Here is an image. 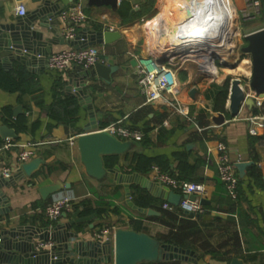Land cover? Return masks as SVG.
Segmentation results:
<instances>
[{"label":"crops","instance_id":"1","mask_svg":"<svg viewBox=\"0 0 264 264\" xmlns=\"http://www.w3.org/2000/svg\"><path fill=\"white\" fill-rule=\"evenodd\" d=\"M73 1L68 0V4ZM78 1L81 3L87 21L78 26L77 32L82 29L105 30L106 27L112 26L114 31H118L121 35L119 40L110 44L94 45L98 47L100 60L104 65L118 67V70L111 75L110 82L106 83L96 76L84 80L83 92L92 97L96 123L94 130L103 129L111 123L128 128L133 126L151 127L149 138L154 146L141 148L139 145L141 140L128 141L133 144L131 150L124 154L114 155L117 157V162L111 168L104 166L106 170H111L107 171L105 179L98 181L89 177L80 162L75 139L77 135L84 133V128L90 124L87 110L81 107L76 99L78 111L74 125L56 122L49 116V107L54 98L55 81L61 79L64 83L63 95L71 96L66 93L65 86L68 77L75 74L74 70L77 67H70L65 72L58 73L50 71L45 63H35L32 71H28L24 65L17 62L11 63L7 69L0 66V69L4 71L19 68L32 77L39 88L33 94L23 96L0 89V126L9 127L6 124L7 118L2 112L5 107L10 108L12 118L19 115L25 117V131L16 133L9 127L14 131L16 138L3 140L0 137V144L5 140H10L15 145L6 155L5 162L9 166H13L15 153L22 150L34 154L32 159L42 160L31 177L11 179L3 183L1 190L7 198L10 212L7 217L0 216V230L19 226H31L44 230L61 224L68 226L64 229L67 233L76 234L80 240L98 241L101 244L110 241L112 247L113 236L109 240L99 241L95 239L94 234L103 228L116 227V229L124 228L144 233L157 240L158 235L169 231V228L159 221L160 209H163L162 205L166 200L158 197L157 192L163 186L152 181V170L145 174L131 171L132 156L137 152L148 157H165L169 160L170 169L174 173L178 161L174 160L173 154L185 152L187 163L191 166L197 165L188 183L202 185L204 193L201 199L209 202L208 205H205L206 210L201 214L202 217L198 222L200 234L195 245L198 246L199 242L206 241L212 247L223 240L222 246L225 248L230 247L231 251L234 248V250H239L240 254L231 256V258H237L244 264H258L264 259V191L254 187L248 188L247 183H241L243 192L239 203L231 201L217 175L216 144L221 142L225 145L234 164L254 161L264 176V143L257 142L253 146L249 144L250 137L260 136L263 132L262 106L256 105V99L253 104L243 105L239 114L234 117L226 108V100L225 121L221 125H215L211 121V117L215 113L213 99L217 90L216 85L220 84L216 81L220 74L214 67L210 71L209 69L201 71L197 63H188L176 71L178 93L175 98L184 111L188 112L187 115L176 112L172 107L147 103L145 96L137 86V63L131 65V62L136 61V57L148 56L151 53V47L153 52L162 53L155 50L154 46L163 47L156 43L153 44L150 39L152 35L156 39H165L166 33L163 34L160 28L169 29L170 26L168 27L167 24L169 22L172 24L176 20L177 16L174 19V14L179 8L176 6L179 0H153L152 7L148 10L144 6L150 0H118L116 10H112L108 6H90L89 0ZM41 2L42 0H0V23L16 21L19 16L16 15L15 8L18 4L22 3L25 6L27 14L35 10ZM51 2L62 4L60 0H51ZM122 2L131 8L128 16L135 15L130 21H123L118 14ZM226 4H230L231 10L234 11L235 8V12L238 13L242 8L243 0H226ZM163 11H165L164 14ZM155 14H157L154 18L155 25L152 31L147 34L151 46L149 48L145 33L148 30L149 21L153 20ZM56 20H48L50 25L43 30L44 35L50 37L49 29H52L59 31L61 36L62 25L58 19ZM37 24L38 21L34 23V27H37ZM254 27L250 32L264 28V23L255 24ZM238 46H242V41ZM66 49H70V47L58 44L52 47V52ZM233 52L232 55L235 53ZM235 57L234 54L233 63L239 59L238 56L237 59ZM214 70L217 75H212L211 72ZM76 78L80 77L76 76ZM192 91H194L193 94H191ZM246 93L249 97L253 95L251 91H246ZM260 100L262 104L264 99ZM17 107L20 110L18 115L14 116L13 110ZM34 124L37 125L34 126ZM161 129L172 131V134L166 138L163 134V141L158 143V137H162V134L159 133ZM251 130L255 131V134H252ZM248 167L245 169L242 179H246ZM38 173L39 175L34 177ZM140 176L147 179L149 183L155 184L156 188L149 191L141 187L138 184ZM57 182L61 185L68 184L69 187L65 189L63 186L60 192L48 198L47 203L62 196H68L72 202L70 209L64 211L58 220L49 222L43 215V209L37 207L39 203L44 202L40 198L38 189L41 186ZM82 203H87L94 209L104 208L105 212L100 215L95 212L89 216H81ZM149 211L152 213L149 214ZM40 242L53 243L52 240H37L35 244ZM222 249L224 248L215 250L221 252ZM199 251L197 248V252H195L200 257L198 260L166 262L173 264H229L227 260L220 261ZM249 255L251 256L250 261L247 258ZM159 262L165 261L142 262L140 264ZM97 264H112V261Z\"/></svg>","mask_w":264,"mask_h":264},{"label":"water","instance_id":"2","mask_svg":"<svg viewBox=\"0 0 264 264\" xmlns=\"http://www.w3.org/2000/svg\"><path fill=\"white\" fill-rule=\"evenodd\" d=\"M60 1L61 5L52 3L51 0H42L35 10L18 17L14 23H0V66L7 69L11 63L17 62L24 65L28 71H32L35 63L47 64L48 57L53 53L52 47L55 45H66L78 50L93 45L110 44L121 38L118 31L96 29H82L71 41H65L60 36L59 31L52 29H49L50 37L44 35L43 30L50 25L48 20L57 21L60 9L68 4V0ZM117 2L118 0H89L88 4L97 7L108 6L112 10H116ZM179 11L186 20H197L198 22L214 20V13L211 11L207 0H184ZM37 21V27H34V23ZM241 39L240 53L250 59V77L245 83L239 78H233L229 83L226 108L234 117L239 114L243 105L253 104L256 99H264V28L242 35ZM216 60H220V58L214 56L212 64H215ZM236 62L230 67H233ZM134 64L136 61L131 62V65ZM222 66H227V64ZM117 70V66H107L99 62L91 69L77 67L74 70L75 74L68 77L65 86L66 93L76 97L78 104L88 112L90 124L84 128L85 132L77 135L75 139L80 162L85 173L98 181L105 179L107 171H111L104 167V157L127 153L133 144L122 141L105 131L94 130L96 123L92 97L83 92L84 80L96 76L109 83L111 75ZM75 75L80 78H76ZM246 91H251L252 97H249ZM19 110V107L15 108L13 115L17 116ZM211 121L215 125L223 124L225 121L224 113H213ZM0 137L4 140L16 138V135L12 129L1 125ZM187 147L189 148V145ZM41 163V159H32L22 164L19 173L13 179L31 177ZM251 164L250 161L234 164L240 179L244 177L245 169ZM115 169L117 168L115 167ZM138 180L140 181L138 184L149 191L156 188L155 184L149 183L144 177L140 176ZM7 181H0V205H3L0 207V216L4 217H7L10 212L7 198L1 190L3 183ZM63 186L65 189L69 187L68 184L61 185L58 182L44 185L39 187L38 193L40 198L46 201L60 192ZM157 196L165 199L174 207H178L181 199L185 198V196H181L165 186L158 190ZM188 200L194 201L195 196H188ZM200 204L205 206L209 202L201 199ZM148 213L152 212L149 211ZM186 214L191 216L190 213ZM67 227L56 224L51 229L45 228L44 230L31 226L7 227L0 230V264H97L110 263L111 261L112 264H140L142 262L187 261L200 258L194 251L162 244L147 234L137 233L129 229L117 228L113 234L111 247L110 241L101 244L98 241L80 240L76 234L67 233L64 230ZM37 240H52L53 245L48 249L37 251L35 244ZM229 264L244 263L233 258Z\"/></svg>","mask_w":264,"mask_h":264},{"label":"built area","instance_id":"3","mask_svg":"<svg viewBox=\"0 0 264 264\" xmlns=\"http://www.w3.org/2000/svg\"><path fill=\"white\" fill-rule=\"evenodd\" d=\"M17 16L22 17L26 14L25 6L20 3L15 8ZM236 13V12H235ZM260 13L259 0H243L242 8L236 15H239L242 22L254 20ZM157 16V15H156ZM155 16V17H156ZM57 19L62 25L61 36L65 41L74 40L77 35L78 26L86 23L87 17L82 10L80 1L73 2L63 6ZM238 19V18H237ZM188 22H198L197 20H186ZM236 23V20H235ZM155 25L154 18L149 21V34ZM240 29V28H239ZM105 30L114 31V27H106ZM241 32V36L247 33ZM201 58L198 51L195 57L190 58L184 55L178 59L167 58L165 54L159 53L157 56L151 50V53L145 57H136L137 69V86L140 92L145 96L146 102L156 105H164L172 107L176 112L187 115L188 112L178 103L175 95L178 93V82L176 71L183 68L188 63H197L201 71L207 70L210 66L216 68L215 64L199 61ZM102 63L100 60V52L97 46H88L83 49H66L52 53L47 59V67L52 72L62 73L70 67H81L84 69L92 68L96 63ZM256 105H261V100L257 99ZM97 131H105L120 140L139 141L143 137L141 129L128 128L117 123H111L103 129ZM252 134L255 131L251 130ZM15 145L10 140H5L0 144V181L11 180L17 175L21 169V165L30 161L34 154L22 150L15 153V164L9 166L6 164V155ZM218 153L216 158V170L220 182L223 184L226 195L231 201H236L238 196V174L236 173L234 163L231 161L227 149L223 143L216 144ZM152 181L162 186L168 187L170 190L185 196L182 198L178 209L185 215L190 213L192 216L200 215L204 212L203 206L200 204L201 197L204 193L202 185L198 183L178 182L167 173L161 172L157 167H152ZM194 195L195 200L189 201L188 196ZM72 200L68 196H62L52 199L43 209V215L49 222H55L60 215L70 209ZM162 208L172 211L174 206L165 202ZM116 227L103 228L94 234L95 239L109 240L112 238ZM53 243L40 242L36 245L37 250L50 248Z\"/></svg>","mask_w":264,"mask_h":264},{"label":"trees","instance_id":"4","mask_svg":"<svg viewBox=\"0 0 264 264\" xmlns=\"http://www.w3.org/2000/svg\"><path fill=\"white\" fill-rule=\"evenodd\" d=\"M125 2V1H124ZM124 2L121 3L118 14L121 16L123 21H130L135 17V15L128 16L130 7L129 5L125 6ZM260 2V13L256 17L258 19L255 23H251V27L255 24L264 23V0H259ZM153 0H150L147 5L144 6L145 9H149L152 7ZM250 23V22H249ZM248 23H243V27H246ZM98 29V28H97ZM223 70V69H222ZM226 71L225 77L220 76L216 81L220 84L216 85V92L213 99L214 102V112L225 113V102L228 97V88L229 83L231 81V76H235V78H239L242 81H247L250 77V59L246 55H241L238 62L230 69L224 70ZM63 82L61 79H57L54 83V98L49 107V116L52 120L56 122H62L66 125H74L76 121V114L78 111V105L75 97L63 95L62 88ZM0 89L4 92L16 93L20 96L25 94H33L39 88L36 85V82L32 79V77L28 76L25 72L20 70L19 68H12L11 70L4 71L0 69ZM262 110L261 113L264 115V100L261 104ZM4 116H6V124L11 127L16 133H20L25 131V117L24 115H19L15 118H12L11 110L9 107H5L2 109ZM37 124H34L36 126ZM141 129L143 132V137L139 142L141 148L152 147L154 144L151 142L149 138V132L152 130L151 127H131ZM162 134V137H158V143L162 140L163 134H165V138L169 137L172 134V131H165L163 129L159 132ZM263 142L264 143V129L260 136L250 137L249 144L251 146L254 143ZM174 160L178 161V165L176 167V171L173 173L170 169V162L165 157H148L141 153H133L132 161L130 165V170L133 172H137L140 174H145L152 169V167H157L161 172L167 173L171 177H173L178 182L188 183L190 178L192 177L194 171L196 170V166H191L187 163V154L185 152H176L173 154ZM104 166L106 168H111L116 162V156H108L104 157ZM38 174H35L36 177ZM241 183H247L248 188H256L264 191V176L261 170L258 168L257 164L253 161L252 164L248 167L246 173V179H240L238 177V196L236 199V203H239L242 197ZM49 199L44 202L38 204L37 207L44 209L45 205ZM82 210L80 211L81 216H89L93 213H97L98 215L105 212L104 208L94 209L87 203L81 204ZM204 210L206 207L203 206ZM161 217L159 219L164 225L169 228V231L165 234H161L157 236V240L162 244L171 245L174 247H179L186 250H191L197 252V248H199V252L202 254H209L214 259H219L220 261H226L230 263L231 259H225V253H220L213 249L208 242L202 241L199 242V245L196 246L197 237L200 234V229L198 227L199 219L202 217L200 215L188 216L183 215L180 210L176 207L172 211L160 209ZM192 236V237H191ZM191 237V239H190ZM226 257V256H225ZM249 261L251 260V256L249 255ZM245 258V260H247ZM255 260V259H254ZM253 261V260H252ZM149 264H173L171 262H159V263H149ZM258 264H264V259L261 260Z\"/></svg>","mask_w":264,"mask_h":264},{"label":"bare ground","instance_id":"5","mask_svg":"<svg viewBox=\"0 0 264 264\" xmlns=\"http://www.w3.org/2000/svg\"><path fill=\"white\" fill-rule=\"evenodd\" d=\"M183 1L184 0H179L176 6L180 8ZM207 1L211 7V11L214 13L213 21L188 22L179 11V8L178 10L175 9L176 13L174 14L175 16H173L174 19L176 16L177 17L172 24L168 20V24L170 25L167 24V26H170L169 29H165L164 27L160 28L163 34L166 33L165 39H156L155 36L150 35V41L153 44H159L164 48L154 46V49L161 51L167 58H173V60L184 55L193 58L198 51V54L200 53L201 55L199 61L205 64H211L214 56L219 57L223 64L232 61L234 55H232L233 41L234 38L238 36V32L234 33L230 30L229 26L232 28L235 24V8L234 11H232L229 6L230 4H226V0ZM167 31L169 34H167ZM211 68L212 66L208 68L209 71ZM211 73L212 75H217L215 74V70Z\"/></svg>","mask_w":264,"mask_h":264},{"label":"rangeland","instance_id":"6","mask_svg":"<svg viewBox=\"0 0 264 264\" xmlns=\"http://www.w3.org/2000/svg\"><path fill=\"white\" fill-rule=\"evenodd\" d=\"M229 2V1H228ZM169 3V2H168ZM156 4H157V6H159V4L156 2ZM168 7H169V4H168V6H167V9H168ZM167 9H166V11H167ZM160 10V9H159ZM164 12L165 11H163V14H164ZM157 14H159L158 12H157ZM157 14H155V16L157 15ZM155 16H153V18H155ZM238 18V19H237ZM235 20H236V25L234 24L233 26H232V28H231V26H229V28H230V30L231 31H233L234 33L236 32H238V36H236L235 38H234V41H233V51L235 52H233L235 55H236V57H235V59H237V56H238V58L240 59V55H241V53H240V47L241 46H238L239 44H240V42L242 41V39H241V32L240 31H243V32H250V30L251 29H253V27L255 26V25H253L252 27H251V23H255V21H257L258 19H254V20H251V21H246L248 24L246 25V27H243L242 25H243V23H246V22H242L241 21V19H240V17H239V15H236V18H235ZM250 22V23H249ZM240 28V29H239ZM242 28V29H241ZM255 28V27H254ZM227 29H228V27H227ZM149 31V29L146 31V37H147V32ZM147 41H148V47L150 48L151 46H150V44H149V39H148V37H147ZM151 49L153 50V48L151 47ZM150 49V50H151ZM154 54H156L157 56L159 55V53H156V52H153ZM238 59V60H239ZM216 63H215V65H216V69L218 70V73L220 74V76L222 75V76H224L225 77V75L224 74H226V71H224V70H226V69H230V68H232V67H230V65H232V64H234L233 62V60L232 61H230L229 63H227V66H222L223 65V63L220 61V60H216L215 61ZM238 62V61H237ZM236 62V63H237ZM223 69V70H222ZM233 78H235V76H231V80L233 79ZM243 83H245V81H242ZM228 239V237L226 238V240ZM222 244H224V242H223V240H222V242H220L219 244H217V245H212V248L213 249H221V248H224V249H222L221 250V252H223V253H225V256H224V258L225 259H229V258H231V256H236V255H238V254H240L239 253V250H234V249H232V251H231V248L229 247V248H225V246H222ZM219 247H221V248H219ZM220 252V253H221Z\"/></svg>","mask_w":264,"mask_h":264}]
</instances>
